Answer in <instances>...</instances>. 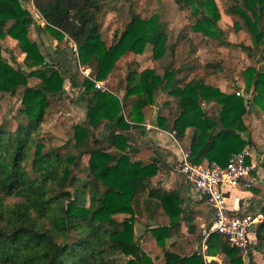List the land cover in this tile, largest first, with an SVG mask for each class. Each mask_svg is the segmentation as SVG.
<instances>
[{
	"label": "trees",
	"instance_id": "1",
	"mask_svg": "<svg viewBox=\"0 0 264 264\" xmlns=\"http://www.w3.org/2000/svg\"><path fill=\"white\" fill-rule=\"evenodd\" d=\"M21 1L0 0V38L18 41L29 69L25 75L13 67L0 46V94L15 96L23 89V118L15 129L6 122L0 124V264H156L135 234L138 218L133 203L146 190L160 202L170 221L146 230L164 249V264H220L216 260L207 263L202 250L183 255L176 249L180 247L176 240L171 249L166 247L184 224L202 242L194 212L183 207L180 188L167 191L154 185L160 160H134L139 149L130 148L127 135L141 127L144 110L155 105L163 92L177 104L174 112L158 118V127L175 132L181 141L191 129L186 150L194 164L226 167L235 154L254 146L244 121L248 100L239 93L227 94L206 80L222 72L221 63L205 64L206 77L189 81L180 77L179 70L159 75L154 69L139 72L130 63L125 96L120 98L96 88L95 81L107 80L122 59L142 54L147 44H152L156 61L174 50L161 13L156 10L142 16L143 0H35L45 21L39 30L57 40L68 37L75 42L77 64L92 69L95 77L84 78L80 85L71 77L74 87L87 97L86 120L72 126V136L61 152V147L45 145L41 127L50 98L64 90L65 78L61 65L48 62L40 44L29 38L34 19ZM162 1L152 0L157 5ZM231 1V14L243 21L235 29L249 31L251 43L234 45L224 40L216 0H175L181 10L189 12L193 32L219 40L221 46L239 47L250 57L259 56L261 68L249 67L244 80L246 93L253 90L256 104L264 111V0ZM121 3L129 6L128 21L109 44L103 37L104 22L108 11ZM32 78L38 81L35 86L30 85ZM203 103H216L217 113L204 110ZM108 123L113 127L99 139L97 133ZM84 156H89L90 171L81 177L76 169ZM207 248L208 256L223 254L226 264H245L241 251L218 233H211ZM255 249L264 253V221L257 229ZM248 257L250 264H256L252 253Z\"/></svg>",
	"mask_w": 264,
	"mask_h": 264
},
{
	"label": "rangeland",
	"instance_id": "2",
	"mask_svg": "<svg viewBox=\"0 0 264 264\" xmlns=\"http://www.w3.org/2000/svg\"><path fill=\"white\" fill-rule=\"evenodd\" d=\"M221 20L218 25L223 30V38L231 44L238 45L243 43H251V35L245 28L237 31L235 24L239 22L243 24V21L230 12L232 6L231 0H216ZM24 2L23 7L30 12L34 19V23L30 27L29 38L32 41H36L40 44L41 52L46 56L48 62L58 63L61 65V72L65 78L64 90L57 96L50 98L51 106L46 114L44 123L42 125L41 137L45 138V145L61 147L63 152L66 143L72 136V126L75 124H82L86 120V99L84 91L78 87H74L71 83V77L75 78V81L80 85L86 74L92 76V69L77 64V51L73 47L72 41L66 37L62 41L57 40L48 31H40L39 28L45 26V21L41 16V13L35 6V0H22ZM128 5L125 3L117 4L115 7L108 11V16L104 22L103 37L109 44L114 42L115 36L119 35L123 30L124 24L128 21ZM140 14L142 16H148L158 10L162 15V21L165 25V30L169 34L170 45L174 46L173 51H169L167 57L163 60L153 59V46L147 44L144 52L139 55L130 54L122 59L116 69L109 75L107 80L101 82L102 89L119 95L120 98L125 96L126 75L128 71V65L135 63L134 67L139 72L154 69L157 74L163 75L166 70L180 71V77L186 78L187 81L193 78L206 77L205 64L220 62L222 72L211 75L206 78L207 82L214 87L220 88L227 94L239 93L248 100V112L244 116V121L249 128V133L253 127L257 130L264 131V111L256 104L254 97L256 93L245 91L244 72L249 67L261 68V64L257 62L258 55L250 57L246 52L242 51L239 47H225L220 45V41L212 38H208L201 33H195L191 29V23L193 20L190 18L189 12L181 10L175 0H163L160 4H154L152 0H143L141 3ZM175 44V45H174ZM0 46L3 48L4 58L15 68H20L25 75L29 74V69L25 66V55L22 52L18 41L11 37L5 39L0 38ZM194 49H197V53H194ZM71 57V58H70ZM58 66V65H56ZM191 67L193 69H191ZM31 86H35L38 81L36 79L29 80ZM23 89H19L18 93L14 95L0 94V124L6 122L11 128L15 129L21 119L20 114L21 97ZM165 102H169V105H164ZM177 101L172 97L166 95L163 92H159L155 105L148 107L144 110L145 121L138 129H131L127 135L128 144L130 148H138L139 152L133 155V159L136 161H142L150 163L157 158L160 160L158 164V170H175L177 166L180 150L174 143L170 132L158 127V118L160 116H168L170 112L176 110ZM204 110L217 113L216 103H203ZM127 120V113H125ZM259 126V127H258ZM113 126L111 124H105L103 128L97 133L99 139L104 138L109 130ZM148 127H151L148 129ZM148 131L150 134L147 137H142V131ZM191 129L187 130L186 138L178 142L181 147L187 151L186 145L189 144V137ZM249 133H245L247 137ZM134 135L135 142L129 141V135ZM165 136L164 140L154 138L157 135ZM251 135V133H250ZM177 137V136H176ZM252 137V136H251ZM253 140V138H252ZM254 142V141H253ZM128 149L130 151L131 149ZM117 153V151H113ZM164 155L165 157L162 158ZM162 159L166 160V165L161 166ZM206 163V162H205ZM170 167V168H169ZM173 168V169H172ZM78 170V176L85 177L89 174V156H84L80 162ZM157 181L162 183L161 179ZM148 191L140 192L134 203L133 207L135 215L138 218L135 224L136 237L141 238L140 243L146 254L156 263L164 264L165 256L162 246L157 244L154 235L149 230L150 225L154 228L156 225H168L169 219L166 218L164 211L162 210L160 202H156L150 198L149 201ZM156 220V224L151 223V219ZM118 218L123 219L122 216ZM199 224V223H198ZM200 225V224H199ZM187 230V229H186ZM201 228H198L200 232ZM150 231V230H149ZM181 233V234H180ZM179 236L174 235L167 241L166 247L171 249V242L173 240L178 241L179 248H176L183 255H189L194 252L201 251V245L190 231L186 233L179 231ZM241 253L245 264H250L248 255ZM253 262L256 264H264V253L262 254L258 250H254ZM212 257V256H210ZM221 263L226 264L227 258L223 254L216 256ZM212 260H214L212 258Z\"/></svg>",
	"mask_w": 264,
	"mask_h": 264
},
{
	"label": "built area",
	"instance_id": "3",
	"mask_svg": "<svg viewBox=\"0 0 264 264\" xmlns=\"http://www.w3.org/2000/svg\"><path fill=\"white\" fill-rule=\"evenodd\" d=\"M72 43L77 51L75 42L72 41ZM86 76L91 78L87 74ZM95 84L96 88L106 91L102 89L101 82L95 81ZM170 136L180 150L179 154L176 153L178 167L175 170L183 175L188 183L195 186L214 213L211 227L204 233V240L200 247L204 257L208 256L207 247L211 233H218L227 238L232 247L238 248L247 256L251 253V231L264 221V216L230 209L226 200V188L241 186L242 180L257 169L256 165L247 163L248 158L253 155L251 148L246 147L241 153L235 154L226 167L207 162L197 165L191 162L189 152L179 145L176 134H170ZM245 187H251V183H246Z\"/></svg>",
	"mask_w": 264,
	"mask_h": 264
},
{
	"label": "crops",
	"instance_id": "4",
	"mask_svg": "<svg viewBox=\"0 0 264 264\" xmlns=\"http://www.w3.org/2000/svg\"><path fill=\"white\" fill-rule=\"evenodd\" d=\"M24 2H21L22 5ZM71 58V57H70ZM259 127V126H258ZM142 136H149V132L142 131ZM251 136L254 141V146L251 147V153L253 154L251 158H249V164L256 165L257 169L253 170L250 175L246 176L245 179L242 180L241 186L239 187H227L226 188V200L228 203V207L234 211H240L244 213H249L252 215L263 214L264 208V131L257 130L256 127H253L251 130ZM129 141L135 142L134 135H129ZM159 138L164 140L165 136L157 135L154 136L153 139ZM162 158H164V155ZM166 160L162 159L161 166L166 165ZM167 168V166H166ZM160 170L158 179H161L162 183L159 184L154 182V185L157 187H161L164 190H174L181 189V196L183 199V207L186 209H191L194 212V223L197 224L196 233H201L202 242L204 240V233L207 232L212 224L214 213L211 208L208 206L206 200L198 193L195 186L188 183L183 175L178 173L176 170ZM170 168V167H169ZM173 169V168H172ZM246 183H251V187H245ZM148 191V190H146ZM149 195V192H148ZM152 199V198H151ZM155 200V199H152ZM150 201V198H149ZM159 203L158 200H155ZM151 219V216L149 217ZM168 219V218H167ZM152 224H156V220L151 219ZM200 225H199V224ZM157 226V225H156ZM155 226V227H156ZM210 226V227H209ZM259 225H256L250 235L251 240V253H253L255 249V245L257 243V229ZM198 228H201L200 232ZM187 229V230H186ZM189 231L187 225H182V232L186 233ZM192 233V232H191ZM181 234V233H180ZM179 234V235H180ZM193 234V233H192ZM195 235V234H193ZM202 242L200 245L202 246ZM260 252V251H259ZM263 254V253H262ZM254 257V254H252ZM205 258V257H204ZM212 258L221 263L216 257L207 256L205 258L206 262L209 263L212 261Z\"/></svg>",
	"mask_w": 264,
	"mask_h": 264
}]
</instances>
